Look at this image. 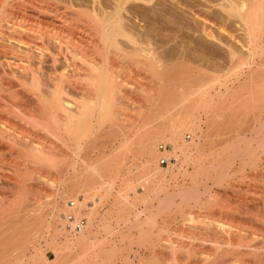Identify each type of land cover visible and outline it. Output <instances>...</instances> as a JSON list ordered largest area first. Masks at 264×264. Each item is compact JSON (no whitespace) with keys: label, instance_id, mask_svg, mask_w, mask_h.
<instances>
[{"label":"bare ground","instance_id":"obj_1","mask_svg":"<svg viewBox=\"0 0 264 264\" xmlns=\"http://www.w3.org/2000/svg\"><path fill=\"white\" fill-rule=\"evenodd\" d=\"M76 1L0 0V144L9 149L10 144L16 145L28 153L27 162L33 165L29 171L35 175L30 180L34 181L35 190L43 191L51 183L60 187L65 183L75 184L73 178L58 182L48 180L42 167L53 164L54 159L39 142V133L50 132L49 126L54 125L53 129L60 136L64 134L77 139L86 130L82 128L85 121L89 125H98L112 118L115 113L112 107L117 103L114 96L120 93V87L115 84L109 60L128 57L140 61V65L152 73L157 65L167 69L182 55L173 48L160 47L146 39L145 27L161 25L172 28L177 23V16L183 18L188 15L197 23L195 35L198 40L217 45L228 41L247 46L250 50L249 60L240 59L233 66V77L244 79L241 83L243 92L231 102L223 104L225 111L231 105L236 108L232 117L222 120L226 124V134L237 131L240 135L226 140L227 145L222 148H231L234 153L228 154L225 161L211 163L204 172L200 171L201 165L196 166L194 174H202L205 177L203 183H194L173 192L166 188L152 189L150 205L154 206V201L157 204L144 221L137 219L139 226L147 223V230L138 237L137 242L139 245H154L157 240L169 245L168 254L161 250L158 253L160 259L157 257L147 264H264V238L253 240L255 231L264 233V77L259 79L256 76L258 80L254 79L257 73L255 69L263 66L261 62L264 61V0H113L111 5L103 0L92 1L90 6ZM129 6L133 8V14L127 21L124 13L129 12ZM160 6L163 10L159 9ZM168 13H173V16L170 14L168 17ZM137 22L138 30L130 31L131 23ZM230 25H235L245 36L240 37L231 31ZM77 70L83 71V78L71 80L69 72ZM76 92L78 97H75ZM215 94L220 95V91L217 90ZM213 96L210 94L206 101H199V108H203L206 120L203 114L197 116L199 122L195 127H190L191 124H186L185 128L176 127L175 123H170L164 129L167 134L162 130L156 135H146L141 144L147 151L149 164H154L161 153L164 155L159 158V164L162 159H167L170 164L171 158L175 159L176 164L183 163L182 157H187L188 149L197 147L203 138V124L212 129L216 124L223 125L219 119L222 112L217 114L221 107H217V100ZM4 97L14 108L6 104L8 100L5 102ZM212 112V119H208V114ZM161 117L165 121L166 116ZM244 124L245 128H242ZM23 125L28 129L23 131ZM162 125H166L165 122L158 125V130ZM90 128L91 125L87 130ZM186 130L192 133L188 137H184ZM250 133L260 135L250 138ZM214 148L215 151L219 146ZM221 167L226 168L222 170ZM156 168L159 172L158 166ZM248 169L251 171L247 174L249 185L244 184L246 189L240 192L233 182L235 178L242 179ZM255 180L259 181L258 184ZM214 186L220 187L221 191H214ZM60 192L54 222L63 223L61 230L66 232L68 240L84 238L88 225L85 221L81 223L80 216H90L86 209L89 195L87 192L84 196L76 195L77 192L74 194L73 191ZM68 196H72V199ZM218 198L221 200L219 209L208 212L203 220H199L200 214L195 208L200 204L207 207ZM160 214H175L192 220L184 228L190 232V241L184 243L159 238L162 230L157 226V218ZM194 221L201 222L195 224ZM18 223L15 222L12 228L24 230L23 233L29 229L26 230V222ZM36 227L38 231L41 228ZM18 231H15L17 237L13 235L16 257L18 254L24 256L34 235L30 232L31 237L25 238L28 235L22 237L19 231V237ZM5 242L0 244L4 245ZM113 255V252L108 253L103 263L112 262ZM251 257L256 259L255 262Z\"/></svg>","mask_w":264,"mask_h":264},{"label":"rangeland","instance_id":"obj_2","mask_svg":"<svg viewBox=\"0 0 264 264\" xmlns=\"http://www.w3.org/2000/svg\"><path fill=\"white\" fill-rule=\"evenodd\" d=\"M77 1L90 6L94 1L103 0ZM103 2L111 5L113 0ZM162 6L159 7L160 10H163L164 6ZM128 11L124 13L127 21L132 16L130 14H133V8L129 6ZM170 14L168 13V17L173 16V13ZM187 16L183 18L177 16V23L172 28L167 29L161 25L145 27V37L148 35L146 39L155 42L157 46L173 48L180 56L182 55L181 59L170 63L167 69H164L162 65H159L160 67L157 65L156 71L152 73L142 67L140 61L128 57L109 60V67H112L110 71L114 76L116 86L120 87V93L114 96L117 98L115 99L116 105L112 107V111H115L114 116L106 120L105 124L90 123L91 128L87 130L90 125L85 121L82 128L86 130L80 133L77 139L64 134L60 136L57 130L53 129L54 125L49 126L50 132L39 133V142H42V146L51 153L54 159H51L53 164H45L42 167L48 180L58 182L73 178L75 184L65 183L60 187L51 183L43 191L35 190L34 181L30 180L31 176L35 175L29 171L33 165L27 162L28 153L21 151L16 145L11 146L10 144L9 149L2 143L0 144V242L6 241L4 245L0 244V264H104L103 261L108 258L110 252L114 253V260L105 264H147L155 261L161 250L164 254H168L169 245H165V241L155 240L154 245L138 244L137 239L147 230V223L144 222L139 226L136 224L137 219L144 221L155 209L154 206L157 204L155 201L154 206L150 205L153 199L152 189L166 188L173 192L190 187L194 183L201 184L205 181V177L202 174L195 176L196 166L201 165L202 170L200 171L204 172L211 163L225 161L228 154L234 153L233 149L222 147L227 145L225 143L227 139L235 138L240 133L234 131L226 134V124L222 120H226L224 117L231 116L236 108L231 105L229 109L232 108V110L225 111L223 104L227 101L231 102L240 92H243L241 83L244 79L237 80L233 77V66L240 59L249 60L251 58L247 46L242 47L228 41L217 45L198 40L195 35L197 23L195 24L189 18L190 16ZM138 23H131L129 30L137 31ZM229 28L238 36H245L244 32L235 25H230ZM261 63L263 66L260 65L255 69L257 73L254 74V79L264 77L262 76L264 75V61ZM70 72L71 80H77L78 77L82 79L84 76L82 70L74 71L72 74ZM211 80L215 81L211 82ZM224 83H227L226 86ZM217 90L220 91V95L215 94ZM235 92L239 93L235 94ZM75 94V97H78V93ZM208 94L214 95L213 99L217 100V107H221L217 114L221 112V115L224 114L223 117L221 115L219 117L223 125L216 124L215 129H212L207 124H203L205 132L203 138L200 142L197 140L199 142L197 147L192 146L188 149L187 157H182L183 163L176 164L175 159L171 158L170 164L166 161L167 159H162L159 164V158L164 155L161 153L154 164H149L147 151L142 147L141 141L148 135H156L162 130L167 134L164 129L170 123H175L176 127L185 128L186 124L195 127V124L199 122L196 117L204 113L203 108H199L201 105L199 101H206ZM4 99L5 102L8 100L6 97ZM8 103L6 102L8 106L13 105L9 100ZM164 115L166 116L165 121L162 117L159 118ZM213 115V112L208 114V119H212ZM204 120H206L205 116ZM162 122L166 125H162L163 129L159 126L158 130V125ZM241 127L245 128V124ZM22 128L23 131L28 129L26 125ZM189 134L190 131L186 130L184 137H188ZM259 135L249 134L250 138H258ZM217 145L219 148L214 151ZM26 150L29 151V148ZM170 150L168 145V151ZM157 166L159 172H157ZM225 168L221 167L222 170ZM250 172L248 169L242 179L235 178L233 186L240 192L249 185L247 174ZM250 182L252 183V180ZM258 182L255 180L256 184ZM213 190L221 191V188L214 186ZM60 191H73L74 194L77 192L76 195L81 196L87 192L89 195L86 209L90 212V216L86 214L80 216L81 221H85L88 228L84 238H79V241L68 240L66 232L62 231L63 225L61 224L63 223L54 222L55 207L62 193ZM71 197L68 196L69 199ZM220 203L221 200L218 198L207 207L200 204L195 208V211L200 214L199 220H203L208 212L217 211ZM140 212L143 213L139 215ZM157 221V226L162 230L159 236L162 240L170 239V241L184 243L190 241L188 237L190 232L184 228L192 220L175 214H160ZM15 222H26L24 223L25 227L27 225L26 230L29 227L24 233L22 232L24 230H19L22 237L26 234L28 236L25 238H30L31 233L34 234L30 238V244L24 256L22 255L23 257L19 254L16 257V242L14 243L13 239L17 237L15 231L18 230L13 229ZM200 222L194 221L193 223L199 224ZM38 225L44 227L40 228L42 231L35 229ZM263 234L258 230L255 231L253 240H262ZM250 259L254 262L256 260L254 257Z\"/></svg>","mask_w":264,"mask_h":264},{"label":"built area","instance_id":"obj_3","mask_svg":"<svg viewBox=\"0 0 264 264\" xmlns=\"http://www.w3.org/2000/svg\"><path fill=\"white\" fill-rule=\"evenodd\" d=\"M81 223L84 224V221L83 222L81 221Z\"/></svg>","mask_w":264,"mask_h":264}]
</instances>
